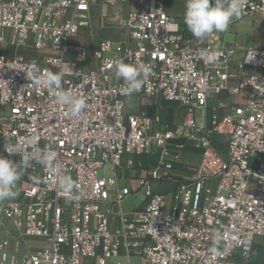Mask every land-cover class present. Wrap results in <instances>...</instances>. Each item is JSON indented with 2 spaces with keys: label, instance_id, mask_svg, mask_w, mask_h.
Instances as JSON below:
<instances>
[{
  "label": "built area",
  "instance_id": "obj_1",
  "mask_svg": "<svg viewBox=\"0 0 264 264\" xmlns=\"http://www.w3.org/2000/svg\"><path fill=\"white\" fill-rule=\"evenodd\" d=\"M121 2L0 0V153L18 163L5 144L38 159L50 148L60 166L57 173L34 163L18 196L0 202V264H248L256 238H264V44L238 60L237 46L220 33L184 42L163 0H137L127 14ZM244 4L242 18L264 16V0ZM96 5L114 7L127 35L90 50L82 38L87 32L93 40ZM107 27L101 17L100 30ZM201 49L217 52V61L205 63ZM120 61L150 69L131 96L178 103L184 120L170 126L145 111L126 113L127 84L115 76ZM47 72L62 73L59 90L86 100L80 117L55 103V91L35 85ZM223 93L232 99L220 104L227 112L210 110V99ZM188 145L201 159L169 201L152 184L173 178ZM141 155H156L157 166L139 188H120L124 157ZM108 166L111 174L100 177ZM64 176L79 197L70 203ZM139 191L145 204L112 230L108 206ZM217 233L219 255H211Z\"/></svg>",
  "mask_w": 264,
  "mask_h": 264
},
{
  "label": "crops",
  "instance_id": "obj_2",
  "mask_svg": "<svg viewBox=\"0 0 264 264\" xmlns=\"http://www.w3.org/2000/svg\"><path fill=\"white\" fill-rule=\"evenodd\" d=\"M164 9L166 13L173 18L178 24L179 31L181 33L182 40L186 43L199 42L187 29L184 23L185 5L186 0H163ZM120 7L125 14L138 9L137 0H122ZM115 8L109 5H96L93 7V29L94 36L93 45L90 43V38L86 32L82 38V42L86 44L90 50L100 39H108L114 41H120L126 37L127 31L120 29L119 24L113 18ZM101 17L108 27L100 30ZM227 44L237 46L238 51L236 58L240 60L245 50L250 48H260L264 44V16L234 18V22L230 24L227 31L220 33ZM95 37V39H94ZM100 37V38H99ZM96 38H99L97 40ZM91 40V41H93ZM97 40V41H96ZM205 42V40H203ZM231 96L228 93H223L218 96H214L210 99V110L216 108L219 112H227V107L230 106ZM220 104H224L227 107L222 108ZM226 109V110H225ZM145 111L148 116L154 119L160 124H169L174 126L180 123L187 116V111L175 102H168L161 96L156 95L150 98H142L138 96H130L126 99V113H138ZM208 113L204 122L208 121ZM201 159V154L193 146L188 145L182 153V160L179 166L173 172V178L167 181L153 182V191L160 188V183H171L172 188H176L177 181L180 178L186 179L189 177L192 169L197 167ZM130 160L132 163H130ZM157 166L156 155H141L128 157L125 160L124 166L119 170L118 186L120 188L130 187L131 189L139 188V180L144 176H149L151 170ZM155 192V191H154ZM157 193V192H155ZM161 194V193H158ZM119 210L116 220L120 221V216L125 214L122 210V204L117 205ZM111 207L108 209L111 212ZM112 228L115 226L116 220L109 214ZM114 229V228H113ZM248 264H264V238L258 237L254 242L253 251Z\"/></svg>",
  "mask_w": 264,
  "mask_h": 264
},
{
  "label": "clouds",
  "instance_id": "obj_3",
  "mask_svg": "<svg viewBox=\"0 0 264 264\" xmlns=\"http://www.w3.org/2000/svg\"><path fill=\"white\" fill-rule=\"evenodd\" d=\"M244 7V0H186L184 23L194 37L203 41L214 33L227 31L233 18L240 17ZM199 55L207 64H214L218 59V53L208 49H201ZM115 67V76L126 82V94L129 96L143 87L144 78L150 71L147 67H137L123 61ZM62 79V73L47 72L34 83L55 91V103L69 106L71 116L78 118L86 107V100L71 92L60 91ZM4 150L9 155L19 154L21 160L17 163L0 155V202L15 199L18 196L15 188L34 163L44 165L50 171L59 173L60 166L56 160V153L50 148L40 152L42 159H38L35 154L31 153L21 154L19 149L9 144L4 145ZM60 186L66 202L70 203L79 198L74 193L76 185L70 176H64L60 180ZM218 240L219 233L216 234V240L209 249L211 255H219Z\"/></svg>",
  "mask_w": 264,
  "mask_h": 264
},
{
  "label": "rangeland",
  "instance_id": "obj_4",
  "mask_svg": "<svg viewBox=\"0 0 264 264\" xmlns=\"http://www.w3.org/2000/svg\"><path fill=\"white\" fill-rule=\"evenodd\" d=\"M99 38H96V39L99 40ZM94 39H95V37H94ZM94 41L95 40L90 41V43L88 42V44H90V45L92 44L93 45ZM26 51L27 50L19 49V50H17L16 54L24 55V54H26ZM28 55H30V57H32V54H28ZM1 150H3V146L0 144V151ZM0 155H3V154L0 153ZM127 158H128V156L124 157L123 166H124L125 160ZM111 172H112L111 168L108 166V167H105V168L99 170V176L100 177H105V176L111 174ZM159 185H160V188L157 189V190L155 189L154 191L157 192V193H161V194H167L169 196V201H171V193L175 190L174 188H172L171 183L162 182ZM145 201H146L145 193L143 191L136 192V193L130 195L129 197H127L123 201L122 210L125 213V215H128V214H130L133 211L139 210L145 204ZM118 210H119V208H118L117 205H114L113 207H111L110 214H111L112 217H114L115 220L117 218ZM119 226H120V222L118 220H116L115 226L113 227L114 229L112 228V226H111V229L112 230H115V229L117 230L119 228ZM36 244L37 243L33 242L30 245L31 246H36ZM87 262L90 263V264H94V260L93 259H90V261L87 260ZM132 264H142V262L138 258H133L132 259Z\"/></svg>",
  "mask_w": 264,
  "mask_h": 264
}]
</instances>
